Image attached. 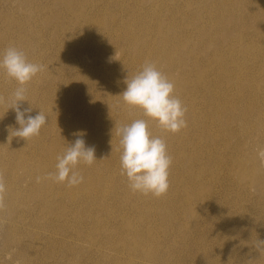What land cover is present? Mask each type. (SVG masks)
<instances>
[{
	"label": "rangeland",
	"instance_id": "obj_1",
	"mask_svg": "<svg viewBox=\"0 0 264 264\" xmlns=\"http://www.w3.org/2000/svg\"><path fill=\"white\" fill-rule=\"evenodd\" d=\"M142 1L143 0H0V53L4 52L8 48V45L9 47L15 46V48L25 54L29 62L35 64L39 63L38 65L42 66V70L35 76L37 77L36 80L34 79L35 77H33L30 80V84L29 82L26 83V86L28 85L27 87L23 85L26 89V101L20 102L19 104L21 110H24V108L31 109L28 115L35 116L38 112H43L47 117V124L42 127L39 133L41 138L44 136V140L42 139V141L47 144L50 139L53 138V133L56 131V128L52 130L54 125L63 127L60 138H62L63 141L66 140L68 143L74 141L75 137H71L73 133L78 130L85 131V129L88 128L91 137L86 135L84 139L85 142L92 141L91 146L95 148V155L98 162H103L104 165L106 163L104 161L112 160L108 164L109 168L107 166V169L103 170L102 174L99 176L100 178L98 177L97 180L88 179V181L84 179L81 184L73 187H69L65 183H60L59 185L55 183L56 181H53L54 187L51 188L49 186V190L38 188L36 194H33L32 191L36 189L34 181L25 176L23 167L17 166L15 159L21 160L20 163H22L21 165L23 166L28 165L32 162V155H41L43 142L40 141L39 144L37 143V137L39 135L28 139L27 143H25L26 141L22 138L9 135L12 130L19 128L15 120V111L10 108L11 105L13 106L11 102L12 98L10 97H12L13 91L20 85L14 80L9 79L3 72H0V180L4 182L6 188V191L0 195V264H264V252L259 253L253 246L255 240H264V225L255 232L254 237L247 238L246 235L239 234L238 225L235 223L229 225L228 228H230L231 234L227 236L226 231L228 225H224L223 222L225 216L223 207L226 205V200H231L232 202L235 201L234 203L231 202V206H229V208L233 210V217L235 219H238V217L243 214L248 218L252 215V217L249 218L250 221H248V228H246V230L251 231L250 223H253L252 221L256 217L264 224V214L262 213V207H264V192L261 193L258 188L243 191L242 187L236 184L238 181L236 178L227 179L228 181L216 179V181L218 180L217 182H215V179L209 180L208 176L211 175L210 170L209 167H205L209 164L207 159H202L203 161L200 160L202 162L201 167H203V169L206 168L204 171L201 172V168H199L200 164L196 166L192 165L186 168V173H184L185 177L179 176L180 171H178V167H176L178 166L176 156L179 154L177 152H179L178 150L182 143L181 138L184 141L188 139L189 142L190 137L193 139V137L190 136V123L188 124V122H186V126L180 131L182 136L179 131L176 133H167L164 131L166 134L163 132L159 136L162 139L164 138L163 140L168 147L170 146V149L166 147V150H168L167 153L171 158L170 167L172 166L171 168L176 170L174 171L169 168V172L171 171L169 173V178L172 177L170 179L171 182L169 180V188L172 189L173 187L172 191L168 188L167 192L160 196L159 199L151 194H142V196L141 193L130 191L128 180L126 176L121 175V169H119V159L122 152L119 142L120 137L118 138L116 137L117 135L114 134V137L107 136L101 142L98 138L97 134L99 131L97 130H101L103 127H100V125L93 126L92 124L89 126V123H87L92 113H95L96 116L100 115L99 117L103 119V121L112 120L113 130L135 121L129 116V113L131 114L136 111L135 107L131 106V111L128 113L120 96L114 98L115 102L114 104L111 103V106L98 103L96 100L95 104L94 98L91 96L92 92L90 91L91 79L93 80L94 77H98V79L107 80L108 77L109 80L112 79L114 81V86L117 87L116 89H120L123 92L125 89L124 81L126 80V75L128 74L131 78L130 72L132 70L136 74L142 68H133L131 64H127L128 61L126 63H120V60L123 58L122 56L126 53L124 36L133 31L132 33L134 35L140 38L145 37L147 42L156 44V42L162 38L161 36L164 32H169V30L174 31L173 29L175 28H177L176 31L180 38L183 36L184 38L190 36L192 33L193 35H197L202 27H210V23L208 20H204V18L206 17L209 19V14L211 13L210 8L215 4L216 7H218L217 3L219 4L221 0H168L172 6H178V4L182 6L180 8L182 12L175 15L167 6L162 8V6H160V0ZM235 1L236 0H232L236 13L239 18L245 21V25L242 23L243 26L240 22L239 26L236 25L238 30L241 26L243 27V34L239 37L242 44L241 51H243H240V61H242L240 65L243 67V70L248 72L252 80L255 79L257 81L259 79L258 81L264 82V53H262L264 51V0H239L240 3L238 5L235 4ZM124 3H128L126 4L127 6L124 5ZM20 6L23 7L21 8ZM36 6L38 8H36ZM153 6L154 8H152ZM249 10H252L254 13L252 16H250ZM147 11H149V14ZM151 14H153L152 17ZM159 18L161 20H159ZM119 19L122 21H119ZM138 19L139 21H137ZM111 21H113V23ZM89 22L90 24H88ZM53 27L56 28L54 29ZM185 28L188 30H185ZM116 29H120L119 32H117ZM144 31H146V33ZM109 32L111 34H109ZM102 43L105 49H102ZM112 43H115V45ZM122 49L124 51H122ZM245 50L248 52L244 53ZM250 52L252 54H250ZM34 56H36L35 58L37 59H35ZM246 56L250 60L245 58ZM257 65L258 67H256ZM261 65L263 71L259 68ZM80 73L82 74L81 76ZM255 74L256 76H254ZM72 77L73 79L76 78L73 80ZM88 77L89 79H87ZM82 80L86 84H83ZM56 92H58L57 95ZM63 92L65 94H63ZM62 95H66L67 99H64ZM50 99L51 102H49ZM68 99H70V101ZM33 105L37 106L34 107ZM103 106L105 108H102ZM48 109L51 110V113L53 111H60L64 114L67 113V115H72L70 118L73 120L83 116L84 118L83 121H74V127L70 128L68 127V122H66L65 117L56 115L52 116L53 118L51 117V120H48L50 116ZM122 111L125 114H123ZM121 118L122 121H120ZM123 120L126 123L123 122ZM148 130L150 134L152 132L153 135V129L148 127ZM173 134H177V138ZM6 139L8 140L6 141ZM24 145L27 149L26 147L24 148ZM103 145L107 146L104 147ZM99 149L101 151H98ZM192 149L191 146L188 147L187 151L189 153H184V157L191 156V154L194 153ZM29 168L30 166L27 167V170H29ZM193 174H195L194 177ZM10 176L14 179H10ZM107 176H112L114 180L110 179L111 177L107 179ZM212 177L213 176L210 178ZM210 181L212 183H210ZM121 183H124L123 186ZM11 189L16 191L20 198V202L14 207V209L16 208L15 213L10 212L7 207L8 202H6L5 198ZM84 193L88 195L85 196ZM57 195L58 199L56 198ZM96 195L97 197H94ZM25 198L26 202H23ZM74 198L75 201H73ZM143 198H146L145 200L149 204L145 202ZM80 199H85L87 201L84 200L82 202ZM206 199L209 201L204 203ZM221 201H225V203L221 205ZM188 202H190V204L187 205ZM72 203L74 204L71 205ZM86 203L89 204L86 205ZM142 207H144V209ZM98 208L102 210V212ZM145 208L147 210H145ZM249 211L252 212L248 214ZM76 216L78 218H76ZM211 216H213V218H211ZM131 218L133 221H131ZM127 223L129 224L128 227L126 226ZM54 225L55 229L53 228ZM247 243L249 246H247ZM101 248L102 250H100ZM60 254L63 256H60ZM44 259L45 261L43 262L42 260ZM134 259L136 261H134Z\"/></svg>",
	"mask_w": 264,
	"mask_h": 264
},
{
	"label": "bare ground",
	"instance_id": "obj_2",
	"mask_svg": "<svg viewBox=\"0 0 264 264\" xmlns=\"http://www.w3.org/2000/svg\"><path fill=\"white\" fill-rule=\"evenodd\" d=\"M26 1V0H25ZM29 1V0H28ZM67 1V0H66ZM144 1V0H143ZM142 1V2H143ZM208 1V0H207ZM7 2V1H6ZM44 2V1H43ZM47 2V1H46ZM107 2V1H106ZM113 2V1H112ZM19 3V2H18ZM17 3V4H18ZM31 3V2H30ZM52 3V2H51ZM55 3V2H54ZM80 3V2H79ZM114 3V2H113ZM118 3V2H117ZM132 3V2H131ZM240 3L239 0L235 1V4L238 5ZM46 4V3H45ZM48 4V3H47ZM60 4V3H59ZM74 4V3H73ZM76 4V3H75ZM81 4V3H80ZM79 4V5H80ZM120 4V2H119ZM128 3H124L126 5ZM152 4V3H151ZM44 5V4H43ZM116 5V4H115ZM218 7H216V4L211 7V15L209 14V19L206 17L204 20H208L210 23V27L206 28L205 26L202 27L197 35H193V33L190 36H186L184 38L179 36L177 34V31L173 29L174 31L169 30V32H164V34L161 36L162 38L159 39L156 44H152L150 42H147V39L145 37L140 38L139 36L134 35L132 32L128 35L124 36V42L126 45V50L123 55L122 59L120 60V63H126L128 61V65H132L133 68H141L146 62L153 63L157 69L173 84V96L178 99L182 106L185 108V115L184 119L185 122L190 123L191 125V132L190 136L193 137V139L190 137V142L184 141L182 138V143L179 147V154H177L176 159L178 162V171H180L179 176H184V173H186V168L192 166V165H199V168H201V172L204 171L206 168L203 169L201 167V161L202 159H207L209 161V164L205 167H209L210 170V176H208L210 179H222L223 181H228L227 179H238L236 182L237 185L241 186L243 191H247L250 189H256L258 188L261 193L264 192V159L260 158L258 156V152L262 149H264V82L256 81L255 79L252 80V78L249 77V74L246 70H243V67L240 65L242 61H240V51H241V42L239 37L243 34V24L244 20L238 17V14L236 13V10L234 8V4L232 3V0H221L218 4ZM57 6V5H56ZM74 6V5H73ZM81 6V5H80ZM94 6V5H93ZM102 6V5H101ZM110 6V5H109ZM108 6V7H109ZM116 6H119L118 4ZM127 6V5H126ZM136 6V5H135ZM140 6V5H139ZM152 6V5H151ZM160 6L162 8L164 6H167L168 9L171 10L172 13L180 14L182 12V9H180L182 6L178 4V6H172L168 0H160ZM21 8L23 6H20ZM45 7V6H43ZM42 7V8H43ZM62 7V6H61ZM121 7V5H120ZM141 7V6H140ZM36 8H38L36 6ZM53 8V7H52ZM79 8V7H78ZM82 8V7H81ZM116 8V7H115ZM144 8V7H143ZM154 8V6L152 7ZM63 9V8H62ZM110 9V8H109ZM149 9V8H148ZM73 10V9H72ZM104 10V9H103ZM159 11L158 9H156ZM216 10V11H215ZM37 11V10H36ZM47 11V10H46ZM83 11V10H82ZM152 11V10H151ZM243 11V10H242ZM34 12V11H32ZM40 12V11H39ZM63 12V11H61ZM71 12V11H69ZM81 12V11H80ZM126 12V11H125ZM132 12V11H130ZM145 12V11H144ZM149 11H147L148 13ZM239 12V11H238ZM44 13V12H43ZM48 13V12H47ZM50 13V11H49ZM52 13V12H51ZM75 13V12H74ZM129 13V12H128ZM141 13V12H140ZM143 13V12H142ZM159 13V12H157ZM156 13V14H157ZM41 14V13H40ZM81 14V13H80ZM149 14V13H148ZM250 16H252L254 13L252 10H249ZM45 15V14H44ZM51 15V14H50ZM98 15V14H97ZM102 15V14H101ZM147 15V14H146ZM153 14H151L152 17ZM262 15V14H261ZM2 16V15H1ZM52 16V15H51ZM100 16V15H99ZM98 16V17H99ZM126 16V15H125ZM150 16V15H148ZM249 16V15H248ZM26 17V16H25ZM24 17V18H25ZM61 17V15H60ZM96 17V16H95ZM101 17V16H100ZM99 17V18H100ZM106 17V15H105ZM120 17V16H119ZM133 17V16H132ZM157 17V16H156ZM46 18V17H45ZM102 18V17H101ZM122 18V16H121ZM196 18V16H195ZM198 18V17H197ZM30 19V18H29ZM28 19V20H29ZM59 19V17H58ZM115 19V18H113ZM118 19V18H117ZM152 19V18H151ZM158 19V18H157ZM169 19V18H167ZM251 19V18H250ZM25 20V19H23ZM49 20V19H48ZM63 20V19H61ZM92 20V19H91ZM95 20V19H94ZM121 19H119L120 21ZM149 20V19H148ZM159 20H161L159 18ZM76 21V20H75ZM122 21V20H121ZM139 21V19L137 20ZM152 21V20H151ZM258 21V20H257ZM16 22V21H15ZM13 22V23H15ZM22 22V21H21ZM57 22V21H56ZM59 22V21H58ZM65 22V21H64ZM77 22V21H76ZM91 22V21H90ZM90 22L88 24H90ZM113 23V21H111ZM149 22V21H148ZM175 22V21H174ZM242 24L241 28L238 30L236 25ZM30 23V22H29ZM46 23V22H44ZM75 23V22H74ZM123 23V22H122ZM137 23V22H136ZM255 23V22H254ZM28 24V23H27ZM167 24V23H166ZM199 24V23H198ZM257 24V23H256ZM75 25V24H74ZM84 25V24H83ZM110 25V24H107ZM112 25V24H111ZM135 25V23H134ZM140 25V22H139ZM151 25V24H150ZM245 25V24H244ZM30 26V25H29ZM45 26V25H44ZM49 26V25H48ZM86 26V25H85ZM90 26V25H89ZM93 26V25H92ZM91 26V27H92ZM113 26V25H112ZM200 26V25H199ZM262 26V25H261ZM24 27V25H23ZM59 27V26H58ZM96 27V26H95ZM99 27V26H98ZM137 27V26H136ZM193 27V26H192ZM196 27V26H195ZM260 27V25H259ZM258 27V28H259ZM13 28V27H12ZM50 28V27H49ZM54 28V27H53ZM56 28V27H55ZM54 28V29H55ZM74 28V27H73ZM90 28V27H89ZM94 28V27H92ZM111 28V27H109ZM140 28V27H139ZM149 28V27H148ZM189 28V27H188ZM255 28V27H253ZM252 28V29H253ZM51 29V28H50ZM59 29V28H58ZM63 29V28H62ZM113 29V28H112ZM123 29V27H122ZM131 29V27H130ZM133 29V28H132ZM144 29V28H143ZM187 28H185L186 30ZM257 29V28H255ZM9 30V29H8ZM53 30V29H52ZM96 30V29H95ZM103 30V28H102ZM111 30V29H110ZM115 30V29H114ZM117 30V29H116ZM120 30V29H119ZM117 30V32H119ZM137 30V29H136ZM135 30V31H136ZM141 30V29H140ZM188 30V29H187ZM18 31V30H17ZM51 31V30H50ZM75 31V30H74ZM122 31V30H121ZM150 31V30H149ZM161 31V30H160ZM190 31V29H189ZM197 31V30H196ZM253 31V30H252ZM10 32V31H9ZM76 32V31H75ZM146 33V31H144ZM171 32V33H170ZM121 33V32H120ZM144 33V34H145ZM150 33V32H149ZM54 34V33H53ZM74 34V32H73ZM109 34H111L109 32ZM115 34V33H113ZM148 34V33H147ZM196 34V32H195ZM248 34V32H247ZM264 34V33H263ZM24 35V34H23ZM104 35V34H103ZM245 36V35H244ZM243 36V37H244ZM90 37V36H89ZM93 37V36H92ZM112 37V35H111ZM117 37V36H116ZM115 37V38H116ZM121 37V36H120ZM153 37V36H152ZM2 38V37H1ZM24 38V36H23ZM53 38V37H52ZM113 38V37H112ZM114 38V39H115ZM184 38V39H183ZM9 39V38H8ZM117 39V38H116ZM4 40V38H3ZM16 40V39H15ZM26 40V39H25ZM248 40V39H247ZM10 41V40H8ZM111 41V38H110ZM119 41V40H118ZM4 42V41H2ZM107 42V41H105ZM103 42V43H105ZM116 42V41H115ZM102 43V46H103ZM110 43V42H109ZM118 43V42H116ZM120 43V42H119ZM25 44V43H23ZM115 45V43H112ZM5 45V44H4ZM91 45V44H90ZM107 45V44H106ZM251 45V44H250ZM14 46V45H13ZM249 46V45H248ZM11 47V46H10ZM15 47V46H14ZM97 47V46H96ZM123 47V46H122ZM9 48V45H8ZM104 46L102 47V49ZM101 49V50H102ZM105 49V48H104ZM109 49V48H107ZM243 49V48H242ZM248 49V48H247ZM32 50V49H31ZM252 50V49H250ZM249 50V51H250ZM72 51V50H71ZM94 51V50H93ZM111 51V50H110ZM122 51H124L122 49ZM34 52V51H33ZM77 52V51H76ZM97 52V51H96ZM99 52V51H98ZM109 52V51H108ZM243 52V51H241ZM248 51L245 50L244 53ZM32 53V52H31ZM93 53V52H92ZM243 53V54H244ZM264 53V51L262 52ZM33 54V53H32ZM77 54V53H75ZM99 54V53H98ZM96 54V55H98ZM242 54V55H243ZM250 54H252L250 52ZM112 55V54H111ZM247 55V54H246ZM61 56V55H60ZM65 56V55H64ZM103 56V55H102ZM109 56V55H108ZM245 56V54H244ZM252 56V55H249ZM36 56H34L35 58ZM110 57V56H109ZM260 57V56H259ZM27 58V57H26ZM33 58V59H34ZM40 58V57H38ZM102 58V57H101ZM245 58H248L247 56ZM37 59V58H35ZM34 59V60H35ZM104 59V58H102ZM113 59V58H112ZM260 59V58H259ZM96 60V59H95ZM110 60V59H109ZM248 60H250L248 58ZM263 60V59H262ZM38 61V60H37ZM36 61V62H37ZM80 61V60H78ZM82 61V60H81ZM112 61V60H111ZM247 61V60H246ZM258 61V60H257ZM67 62V61H66ZM83 62V61H82ZM256 62V61H255ZM264 62V60H263ZM38 63V62H37ZM119 63V64H120ZM248 63V61H247ZM261 63V62H260ZM39 64V63H38ZM63 64V63H61ZM74 64V63H73ZM111 64V63H107ZM105 64V65H107ZM262 64V63H261ZM75 65V64H74ZM77 65V64H76ZM125 65V64H124ZM248 65V64H247ZM251 65V64H250ZM78 66V65H77ZM127 66V65H126ZM253 66V65H252ZM116 67V66H115ZM118 67V66H117ZM246 67V66H245ZM258 67V65L256 66ZM70 68V67H69ZM74 68V67H73ZM90 68V67H88ZM102 68V67H100ZM119 68V67H118ZM254 68V67H251ZM260 69L262 68L259 67ZM84 69V68H83ZM95 69V68H94ZM114 69V68H113ZM112 69V70H113ZM87 70V69H86ZM99 70V69H98ZM103 70V69H102ZM106 70V69H105ZM111 70V69H110ZM139 70V69H137ZM141 70V69H140ZM250 70V69H249ZM254 70V69H253ZM252 70V71H253ZM262 70V69H261ZM260 70V71H261ZM73 71V69H72ZM104 71V70H103ZM136 71V70H135ZM257 71V70H256ZM255 71V72H256ZM263 71V70H262ZM81 72V71H80ZM83 72V71H82ZM89 72V71H88ZM95 72V71H94ZM259 73V72H258ZM4 74V73H3ZM73 74V73H70ZM76 74V72H75ZM107 74V73H106ZM135 74V72L132 70L130 72V76L132 77ZM261 74V73H260ZM68 75V74H66ZM82 74L80 73V76ZM99 75V74H98ZM105 75V74H104ZM259 75V74H258ZM264 75V74H263ZM118 76V75H117ZM128 74L126 75L127 78ZM256 76V74L254 75ZM37 77L34 79L36 80ZM69 78V77H68ZM71 78V77H70ZM76 78V77H75ZM74 78V79H75ZM78 78V77H77ZM128 78H130L128 76ZM254 78V77H253ZM73 79V77H72ZM73 79V80H74ZM79 79V78H78ZM81 79V78H80ZM84 79V76H83ZM89 79V77L87 78ZM85 79V80H87ZM118 79V78H117ZM264 79V78H263ZM34 80V81H35ZM67 80V79H66ZM65 80V81H66ZM71 80V79H70ZM68 81V80H67ZM71 82V81H70ZM73 82V81H72ZM83 82V80H82ZM87 82V81H86ZM28 83V82H27ZM85 82H83L84 84ZM30 84V81H29ZM35 84V83H34ZM75 84V83H74ZM81 84V83H80ZM86 84V83H85ZM114 81L111 79L109 80L107 77L106 79H98V77H94L93 80L91 79V85H90V91L91 96L94 98L98 103L107 104L108 106L114 104L115 100L114 98L119 97V95L122 93V90L116 89L117 87L114 86ZM13 85V84H12ZM69 85V84H68ZM67 85V86H68ZM72 85V84H71ZM15 86V85H14ZM13 86V87H14ZM18 86V85H17ZM26 86V84H25ZM28 86V85H27ZM26 86V87H27ZM38 86V85H37ZM59 86V85H58ZM74 86V85H73ZM72 86V87H73ZM80 86V85H78ZM83 86V85H82ZM19 87V86H18ZM24 87V86H23ZM61 89V88H60ZM41 91V90H40ZM43 91V90H42ZM45 91V89H44ZM64 91V90H63ZM10 93V92H9ZM30 93V92H29ZM45 93V92H44ZM58 92H56L57 95ZM88 93V91H87ZM39 94V92H38ZM63 94H65L63 92ZM70 94V93H69ZM29 95V94H28ZM54 95V94H53ZM55 95V97H56ZM50 96V95H48ZM73 96V95H72ZM71 96V97H72ZM87 96V95H86ZM85 96V97H86ZM31 97V95H30ZM41 97V96H39ZM38 97V98H39ZM45 97V95H44ZM54 97V98H55ZM60 97V96H59ZM64 99H67L66 95L63 96ZM11 98V97H10ZM46 98V97H45ZM52 98V97H51ZM57 98V97H56ZM29 99V98H27ZM40 99V98H39ZM61 99V97H60ZM70 101V99H68ZM2 102V101H1ZM12 102V101H11ZM37 102V101H36ZM41 102V101H40ZM51 102V99L50 101ZM64 102V101H63ZM66 102V101H65ZM93 102V99H92ZM13 103V102H12ZM11 103V104H12ZM39 103V102H38ZM48 103V102H47ZM46 103V105H47ZM60 103V101H59ZM5 104V103H3ZM40 104V103H39ZM37 104V105H39ZM54 104V103H53ZM65 104V103H64ZM63 104V105H64ZM86 104V103H85ZM84 104V105H85ZM96 104V103H95ZM6 105V104H5ZM23 105V104H22ZM36 105V106H37ZM89 105V104H88ZM101 105V104H100ZM117 105V104H116ZM125 109H127L128 113L131 111V106H128L124 103ZM34 106V105H33ZM34 106V107H36ZM42 106V104H41ZM98 106V105H97ZM2 107V106H1ZM12 107V105H11ZM22 107V106H21ZM40 107V106H39ZM43 107V106H42ZM88 107V106H87ZM122 107V106H121ZM3 108V107H2ZM1 108V109H2ZM23 108V107H22ZM50 108V107H49ZM95 108V107H94ZM93 108V109H94ZM97 108V107H96ZM101 108V107H100ZM102 108H105L104 106ZM112 108V107H111ZM115 108V106H114ZM7 109V108H6ZM5 109V110H6ZM25 109V108H24ZM27 109V108H26ZM40 109V108H39ZM51 109V108H50ZM99 109V108H98ZM110 109V107H109ZM122 109V108H121ZM4 110V111H5ZM12 110V109H11ZM54 110V109H53ZM107 110V109H105ZM118 110V109H117ZM135 112L129 113V116L132 117L134 120L137 119H145L149 124L148 127L153 129V135L152 136H160L164 130L161 129L154 121L147 120V118L144 116L142 110L135 107ZM34 111V110H33ZM44 111V110H43ZM50 116L48 117V120H51L50 118L52 116H62L65 117L66 122H68V127L73 128L75 125L74 121H83V117H80L76 120L71 119L70 117L72 115H67V113L57 112L53 111L51 113V110H49ZM81 111V110H80ZM101 111V110H100ZM109 111V110H108ZM2 112V111H1ZM7 112V111H6ZM36 112V111H34ZM32 112V113H34ZM43 113V112H42ZM46 113V112H44ZM86 113V112H85ZM98 113V112H97ZM103 113V112H102ZM123 114H125L122 111ZM48 114V113H47ZM83 114V113H82ZM4 115V114H3ZM6 115V114H5ZM15 115V114H14ZM49 115V114H48ZM85 115V114H84ZM104 115V114H103ZM102 115V116H103ZM127 115V113H126ZM100 115H97L95 113H92L90 120L87 122L88 125L92 124L93 126L100 125V127H103L101 130H97L98 132V138L102 142V140L107 136L114 137L117 132L116 130L112 129L113 122L106 121L101 119L99 117ZM125 116V115H123ZM3 117V116H2ZM117 117V116H116ZM126 117V116H125ZM129 117V118H130ZM53 118V117H52ZM14 119V117H13ZM89 119V118H88ZM127 119V118H126ZM128 120V119H127ZM122 121V118L121 120ZM12 122V121H11ZM51 122V121H50ZM123 122H125L123 120ZM10 123V122H9ZM120 123V122H119ZM122 123V122H121ZM126 123V122H125ZM128 123V122H127ZM123 124V123H122ZM2 125V124H1ZM4 125V123H3ZM13 125V123H12ZM120 125V124H119ZM127 125V124H126ZM150 125V126H149ZM118 126V122H117ZM121 126V125H120ZM116 127V126H115ZM188 127V126H187ZM2 128V127H1ZM56 128V131L53 133V138L50 139L49 143H44L42 139L44 140V136L41 138V135L37 137V143L39 144L40 141L43 142L42 149H41V155H32V162H30L28 165H21V160L15 159V162H17V166L23 167L25 171V176L29 177V179L34 181V185L36 189L32 191V193L36 194L38 191V188L42 189H48L50 186L51 188L54 187L53 181L50 178H46L49 176L50 173L55 172V166L57 163V157L59 155H62L63 151L66 149L68 143L66 140L63 141L62 138H60L61 133L63 132L62 126H56L52 128V130ZM84 128V127H83ZM118 128V127H117ZM10 129V127H9ZM13 129V128H11ZM94 130V129H93ZM182 130V129H181ZM180 130V131H181ZM62 131V132H61ZM88 136L91 137V134L89 135V129H85ZM179 131V132H180ZM70 132V131H69ZM184 132V131H183ZM7 133V132H6ZM165 133V132H164ZM168 133V132H167ZM69 134V133H68ZM166 134V133H165ZM8 135V134H7ZM11 135V134H9ZM70 135V134H69ZM175 135V134H173ZM177 135V134H176ZM175 135V137H176ZM181 135V132H180ZM182 136V135H181ZM74 137V136H71ZM116 137L119 138L117 135ZM177 138V137H176ZM175 138V140H176ZM187 138V137H186ZM10 139V138H9ZM39 139V141H38ZM164 139V138H163ZM169 139V137H168ZM8 139H6L7 141ZM15 140V139H14ZM35 140V139H34ZM117 140V139H116ZM180 140V139H179ZM11 141V140H10ZM28 141V140H27ZM27 141L25 143H27ZM66 141V142H65ZM111 141V140H110ZM120 141V140H119ZM165 142V141H164ZM181 142V141H180ZM36 143V144H37ZM117 143V142H116ZM167 143V142H166ZM10 144V143H9ZM107 144V143H106ZM114 144V143H113ZM12 145V144H11ZM87 146L92 145V141H86ZM115 145V144H114ZM175 145V142H174ZM31 146V144H30ZM29 146V147H30ZM106 147L107 145H103ZM192 147L194 153L191 154L189 157H184V153H189L187 151L188 147ZM18 147V146H17ZM26 146L24 145V148ZM101 147V146H100ZM166 147H168L166 145ZM173 147V146H172ZM110 148V147H109ZM118 148V146H117ZM170 149V146L168 147ZM178 148V147H177ZM11 149V148H10ZM27 149V147H26ZM35 149V148H34ZM101 149V148H100ZM98 151H101V150ZM106 149V148H105ZM111 149V148H110ZM174 150V149H173ZM26 151V150H25ZM29 151V150H27ZM168 151V150H167ZM18 152V151H17ZM103 152V151H102ZM105 152V151H104ZM192 152V151H191ZM21 153V152H19ZM25 154V153H24ZM96 154V153H95ZM168 154V153H167ZM170 154V153H169ZM115 155V154H114ZM113 155V156H114ZM173 155V153H172ZM21 156V155H20ZM101 156V155H100ZM104 156V155H103ZM6 157V156H5ZM10 157V156H9ZM22 157V156H21ZM20 157V159H21ZM109 157V156H108ZM107 157V158H108ZM24 158V156H23ZM31 158V157H30ZM110 158V157H109ZM113 158V157H112ZM10 159V158H9ZM8 159V160H9ZM95 161L91 165H84L81 164L78 166V171L80 174L84 177V179H98V177L102 174L103 170L107 169L108 164L112 160L104 161L106 162L103 165V162H98V159L95 155ZM115 159V158H114ZM174 159V158H173ZM120 160V159H119ZM118 160V161H119ZM5 161V160H4ZM24 161V159H23ZM30 161V160H29ZM28 161V162H29ZM203 161V160H202ZM174 164V163H173ZM172 164V165H173ZM114 165V164H113ZM119 165V164H116ZM177 165V164H176ZM30 166L29 170H27V167ZM106 167V168H105ZM113 167V166H112ZM172 167V166H171ZM170 167V168H171ZM175 167V166H173ZM7 168V166H6ZM5 168V169H6ZM109 168V166H108ZM197 168V169H199ZM4 169V170H5ZM120 169V168H119ZM173 169V168H171ZM194 169V168H193ZM16 170V169H15ZM115 170V169H114ZM118 170V168H117ZM174 170V169H173ZM195 170V169H194ZM113 171V170H112ZM121 171V170H120ZM119 171V172H120ZM176 171V170H174ZM192 171V170H191ZM107 172V171H106ZM171 172V171H170ZM169 172V173H170ZM177 173V174H178ZM200 173V172H199ZM109 174V172H108ZM107 174V175H108ZM111 174V173H110ZM115 174V173H114ZM201 174V173H200ZM14 175V174H13ZM105 175V173H104ZM122 175V174H121ZM195 174H193L194 177ZM198 175V174H197ZM103 176V175H102ZM116 176V175H115ZM172 176V175H170ZM192 176V174H191ZM200 176V175H199ZM205 176V175H204ZM207 176V175H206ZM213 176L212 178H210ZM16 177V176H15ZM111 177V178H110ZM108 177L107 179H113L112 176ZM120 177V176H119ZM175 177V176H174ZM185 177V176H184ZM10 179H14L13 177H9ZM39 178V179H37ZM100 178V177H99ZM102 178V177H101ZM172 178V177H171ZM169 178V180L171 179ZM198 178V177H197ZM17 179V178H15ZM106 179V178H105ZM181 179V178H180ZM185 179V178H184ZM191 179V178H190ZM114 180V179H113ZM116 180V179H115ZM126 180V179H125ZM177 180V179H176ZM193 180V179H192ZM191 180V182H192ZM198 180V179H197ZM86 181V180H85ZM89 181V180H88ZM230 181V180H229ZM91 182V181H90ZM108 182V180H107ZM171 182V180H170ZM173 182V181H172ZM179 182V181H178ZM176 182V183H178ZM184 182V181H183ZM199 182V181H198ZM221 182V181H220ZM232 182V181H231ZM56 184H59V182H55ZM104 183V182H103ZM182 183V181H181ZM210 183H212L210 181ZM122 184V183H121ZM124 184V183H123ZM122 184V186H123ZM172 184V183H171ZM179 184V183H178ZM199 184V183H198ZM202 184V183H200ZM216 184V183H215ZM220 184V183H219ZM109 185V184H107ZM112 185V184H111ZM206 185V184H205ZM88 186V185H87ZM121 186V185H120ZM174 186V185H173ZM187 186V185H186ZM189 186V184H188ZM199 186V185H198ZM212 186V185H211ZM214 186V185H213ZM218 186V185H217ZM221 186V185H220ZM176 187V186H174ZM100 188V187H98ZM102 188V187H101ZM105 188V187H104ZM109 188V187H108ZM128 188V187H127ZM130 188V187H129ZM207 188V187H206ZM211 188V187H210ZM221 188V187H220ZM95 189V188H94ZM107 189V188H105ZM171 189V188H169ZM173 189V187H172ZM171 189V191H172ZM49 190V189H48ZM80 190V187H79ZM87 190V189H85ZM113 190V189H112ZM31 191V189H30ZM46 191V190H45ZM75 191V190H74ZM98 191V190H96ZM105 191V190H104ZM103 191V192H104ZM131 191V189H130ZM191 191V190H190ZM78 192V191H76ZM75 192V193H76ZM88 192V191H87ZM86 192V193H87ZM107 192V190H106ZM105 192V193H106ZM111 192V191H109ZM182 192V191H181ZM196 192V190H195ZM198 192V191H197ZM252 192V191H251ZM44 193V192H43ZM82 193V192H81ZM85 194L88 195V194ZM98 193V192H97ZM95 193V194H97ZM192 193V192H190ZM208 193V192H207ZM47 194V193H46ZM50 194V193H49ZM94 194V195H95ZM100 194V193H99ZM98 194V195H99ZM125 194V193H124ZM128 194V193H127ZM130 194V193H129ZM195 194V193H194ZM203 194V193H202ZM201 194V195H202ZM82 195V194H81ZM104 195V194H103ZM102 195V196H103ZM120 195V194H119ZM122 195V194H121ZM142 195V194H141ZM197 195V194H196ZM200 195V196H201ZM124 196V195H123ZM137 196V195H136ZM143 196V195H142ZM141 196V197H142ZM168 196V195H167ZM39 197V196H38ZM37 197V198H38ZM63 197V196H62ZM60 197V198H62ZM65 197V195H64ZM78 197V196H77ZM94 197H97L94 196ZM104 197V196H103ZM114 197V194H113ZM118 197V196H117ZM116 197V199H117ZM138 197V196H137ZM149 197V196H148ZM189 197V196H188ZM6 202L7 207L9 208L10 212L15 213V205L18 204L20 201V198L16 191L11 189L8 192V195H6ZM58 199V195L56 197ZM80 198V197H78ZM102 198V197H101ZM106 198V196H105ZM126 198V197H125ZM124 198V199H125ZM153 198V197H151ZM170 198V197H169ZM88 199V198H87ZM95 199V198H94ZM93 199V200H94ZM144 200L146 198H143ZM159 199V197H158ZM180 199V198H179ZM255 199V198H254ZM77 200V198H76ZM81 200V199H80ZM85 200V199H84ZM84 200H81L82 202ZM114 200V199H113ZM129 200V199H127ZM156 200V199H155ZM192 200V199H190ZM256 200V199H255ZM254 200V201H255ZM72 201V199H71ZM75 201V198L74 200ZM87 201V200H85ZM95 201V200H94ZM112 201V200H111ZM109 201V202H111ZM132 201V200H131ZM152 201V200H151ZM189 201V200H188ZM209 200L206 199L204 203H207ZM23 202H26V198L23 200ZM102 202V199H101ZM113 202V201H112ZM145 202H147L145 200ZM154 202V201H152ZM166 202V201H165ZM231 200H226V205L223 207V211L225 213L224 216V225L227 226L226 235L229 236L231 234L229 225L230 224H237L238 226V232L239 234L246 235L247 238L254 237L255 232L260 229L264 224L258 220L256 217L253 219V223H250V230H246L248 228V221H250L249 218L252 217H245V215H240L238 219L233 217V210L229 208L231 206ZM235 202V201H234ZM232 202V203H234ZM237 202V201H236ZM85 203V202H84ZM91 203V202H89ZM88 203V204H89ZM97 203V202H96ZM95 203V204H96ZM114 203V202H113ZM148 203V202H147ZM186 203V202H185ZM183 203V204H185ZM221 205L225 203V201L220 202ZM72 203L71 205H73ZM86 203V205H88ZM102 204V203H101ZM137 204V203H136ZM145 204V203H144ZM149 204V203H148ZM158 204V203H157ZM166 204V203H165ZM190 204V202L187 203V205ZM111 205V204H110ZM155 205V204H154ZM186 205V206H187ZM133 206V205H132ZM185 206V205H184ZM33 207V206H32ZM81 207V206H80ZM79 207V208H80ZM150 207V206H149ZM148 207V208H149ZM188 207V206H187ZM144 209V207H142ZM163 208V207H162ZM262 213L264 214V207H262ZM73 209V208H72ZM99 209V208H98ZM160 209V208H159ZM100 210V209H99ZM110 210V209H109ZM145 210H147L145 208ZM84 211V209H83ZM102 212V210H100ZM142 211V210H141ZM160 211V210H159ZM164 211V210H162ZM189 211V210H188ZM70 212V211H69ZM186 212V211H185ZM252 211H249L251 213ZM78 213V212H77ZM81 213V212H80ZM79 213V214H80ZM88 213V212H87ZM140 213V212H139ZM32 214V213H31ZM58 214V213H57ZM84 214V212H83ZM82 214V215H83ZM163 214V213H162ZM168 214V213H167ZM26 215V214H25ZM64 216V214L62 213ZM75 215V213H74ZM116 215V214H115ZM58 216V215H57ZM89 216V215H87ZM91 216V214H90ZM135 216V215H134ZM145 216V215H144ZM160 216V215H159ZM158 216V217H159ZM164 216V215H163ZM81 217V216H80ZM182 217V216H181ZM75 218V217H74ZM76 218H78L76 216ZM86 218V217H85ZM140 218V217H139ZM180 218V217H179ZM178 218V219H179ZM185 218V217H184ZM189 218V217H188ZM187 218V219H188ZM213 218V216H211ZM141 219V218H140ZM163 219V218H162ZM74 220V219H73ZM102 220V219H101ZM129 220V219H128ZM159 220V219H158ZM62 221V220H61ZM82 221V220H81ZM131 221L132 218H131ZM181 221V220H180ZM187 221V220H186ZM128 222V221H127ZM138 222V221H137ZM141 222V221H139ZM144 222V221H143ZM159 222V221H158ZM45 223V222H44ZM43 223V224H44ZM121 223V222H120ZM133 223V222H132ZM40 224V223H39ZM140 224V223H139ZM138 224V225H139ZM36 225V224H35ZM49 225V224H48ZM128 223L126 226L128 227ZM118 226V225H117ZM58 227V226H57ZM83 227V226H82ZM107 227V226H106ZM111 227V226H109ZM130 227V226H129ZM140 227V226H139ZM168 227V226H167ZM40 228V227H39ZM55 229V225L53 227ZM118 228V227H117ZM2 229V228H1ZM47 229V228H46ZM102 229V228H101ZM113 229V228H112ZM121 229V227H120ZM126 229V228H125ZM129 229V228H128ZM165 229V228H164ZM163 229V230H164ZM89 230V229H88ZM115 230V229H114ZM119 230V229H118ZM122 230V229H121ZM169 230V229H168ZM111 231V229H110ZM117 231V229H116ZM120 232V231H119ZM125 232V231H124ZM166 232V231H164ZM55 233V232H54ZM108 235V234H107ZM83 236V235H82ZM104 236V235H103ZM132 238L131 236H129ZM16 239V238H15ZM37 239V238H36ZM134 239V238H133ZM102 240V239H101ZM129 240V239H128ZM136 241V240H135ZM14 242V240H13ZM18 242V241H17ZM21 242V241H20ZM133 242V241H132ZM12 243V242H11ZM15 243V242H14ZM130 243V242H128ZM138 243V242H137ZM125 244V243H124ZM74 245V244H73ZM72 245V246H73ZM122 245V244H121ZM23 246V245H22ZM97 246V245H96ZM120 246V245H119ZM246 246V245H245ZM247 246L248 243H247ZM20 247V246H19ZM123 247V246H122ZM62 248V247H61ZM64 248V247H63ZM105 248V247H104ZM140 248V247H138ZM245 248V247H244ZM243 248V249H244ZM37 249V248H36ZM75 249V247H74ZM127 249V248H126ZM68 250V249H66ZM102 250V248L100 249ZM104 250V249H103ZM130 250V249H129ZM141 250V249H140ZM97 251V250H96ZM99 251V249H98ZM127 251V250H126ZM93 252V251H92ZM128 252V251H127ZM47 253V251H46ZM79 253V252H78ZM119 253V252H118ZM143 253V252H142ZM112 254V253H111ZM120 254V253H119ZM24 255V254H23ZM53 255V254H52ZM62 254H60L61 256ZM260 255V254H259ZM17 256V255H16ZM54 256V255H53ZM63 256V255H62ZM70 256V255H69ZM68 256V257H69ZM131 256V255H130ZM37 257V256H36ZM47 257V256H46ZM85 257V256H83ZM111 257V256H110ZM33 258V257H32ZM31 258V259H32ZM127 258V257H126ZM54 260V259H53ZM28 261V260H27ZM31 261V260H30ZM43 262L45 261L42 260ZM47 261V260H46ZM134 261H136L134 259ZM49 262V261H48ZM52 262V260H51ZM55 262V261H53ZM107 262V261H106ZM105 262V263H106ZM46 263V262H45ZM71 263V262H70ZM40 264V263H39ZM148 264V263H147Z\"/></svg>",
	"mask_w": 264,
	"mask_h": 264
},
{
	"label": "clouds",
	"instance_id": "obj_3",
	"mask_svg": "<svg viewBox=\"0 0 264 264\" xmlns=\"http://www.w3.org/2000/svg\"><path fill=\"white\" fill-rule=\"evenodd\" d=\"M42 66L29 62L25 54L15 47H9L0 53V72L14 80L19 87L12 93L15 120L19 128L12 130L13 137L27 141L38 136L42 127L47 124V117L38 112L28 115L31 109L21 110L20 102L26 101V89L23 87ZM125 89L119 95L123 103L142 110L147 120L154 121L166 132L176 133L186 126L185 108L173 96V84L151 63L146 62L141 70L124 81ZM120 137L122 152L120 155L121 174L126 176L133 192L151 194L160 197L169 188V168L171 158L167 154L164 140L152 136L145 119H137L131 124L116 129ZM86 131L73 133L74 141L67 144L62 155L57 157L55 172L48 177L56 182L65 183L69 187L79 185L84 177L78 171L81 164L91 165L95 161V148L87 146L84 137ZM264 159V149L258 152ZM39 179V178H37ZM6 191L0 180V195ZM253 246L259 253L264 252V240H255Z\"/></svg>",
	"mask_w": 264,
	"mask_h": 264
}]
</instances>
